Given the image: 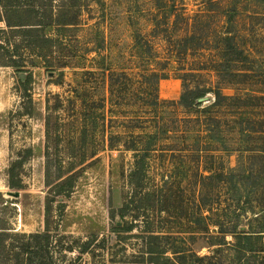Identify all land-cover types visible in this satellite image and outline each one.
Masks as SVG:
<instances>
[{"label": "rangeland", "instance_id": "obj_1", "mask_svg": "<svg viewBox=\"0 0 264 264\" xmlns=\"http://www.w3.org/2000/svg\"><path fill=\"white\" fill-rule=\"evenodd\" d=\"M35 3L45 11L43 22L49 21L52 9L56 14L53 20L64 14L60 21L75 18L72 23L77 24L62 29L51 22L44 28L41 34L53 42L50 47L43 43L46 46L40 58L27 54L21 33L12 36L0 23L4 30L0 32V264H13L7 259L6 248L14 242V234L45 230L79 243L93 240L89 253L81 255L74 250L64 254L68 263L79 258L73 264H149V231L172 237L163 244L175 243L179 249L203 257L194 259L193 264H253L258 258L238 254L232 236L221 235L212 223H227V232L247 230L254 216L236 217L235 205L238 199L241 205L262 202V194L252 191L256 177L244 181V186L240 182L238 193L227 186L220 195L212 190L216 185L213 177L206 185H198L202 194L194 193L193 183L198 175H212L218 167L225 173L236 172L241 166L250 171L257 168L260 156L250 150L261 145L257 136L260 125L255 122L256 133L247 138L240 132L239 121L246 117L257 121L264 116L262 102L249 99L247 106H242L244 101L235 100L237 108H213L209 105L214 94L208 93L198 101V107H178L182 139L153 152L141 190L144 194L158 185L167 166L176 177L168 193L171 199L164 198L154 206L155 211L157 206L161 209L162 219L157 217L159 213L154 214L153 224L148 207L147 224L143 217L133 221L134 205L124 218L118 215L131 191L127 177L133 155L126 148L132 145L131 135L141 133L135 120L136 85L125 87L122 83L124 74L133 79L142 72L164 73L166 78L159 81L157 89L159 97L170 103L181 92V73L195 69L198 77L188 81L191 85L212 91L218 88L231 97H244V93L264 96V0H77L74 9L67 7L66 0ZM17 16L9 18L18 21ZM10 57L15 65L24 67L7 66ZM91 72L94 74H87ZM236 73L246 74L234 76ZM27 78L26 92L23 85ZM169 103L163 117L170 118ZM55 106L58 110H53ZM108 108L112 112L105 114ZM47 117L53 127L48 136ZM147 117L153 126L157 121L154 114ZM188 118L196 121L188 123ZM82 131L86 138L81 139ZM109 133L118 141L107 150L105 135ZM28 148L31 156L15 170L20 188H11L9 166ZM45 152L51 166L48 179ZM57 165L74 171L69 197L51 193L57 182ZM188 165L195 167L190 178L184 174ZM218 199L224 210L209 212V206L217 207ZM116 223H132L133 227L118 234L113 232ZM262 249L264 264V233Z\"/></svg>", "mask_w": 264, "mask_h": 264}, {"label": "trees", "instance_id": "obj_2", "mask_svg": "<svg viewBox=\"0 0 264 264\" xmlns=\"http://www.w3.org/2000/svg\"><path fill=\"white\" fill-rule=\"evenodd\" d=\"M19 1L21 5L19 4ZM39 0H0V6L3 9V14L0 16V23H3L5 27L10 31L11 35L15 33H21L23 36L22 45L27 52V54L36 57H43L45 49H43L46 45L48 47L51 46V42L53 40L50 37L41 34L42 30L47 26H51L54 22L58 28L66 29L69 25H76L71 21H60L59 19L64 16V14L57 15V18L53 20V17H56V14H53L52 9L50 10V19L47 22L42 21V17L45 16V11L38 7V3H35ZM68 8H77V0H66ZM18 14V21H11L10 16ZM51 22H53L51 24ZM4 30H0L3 33ZM65 37V35H63ZM43 43L46 45L43 46ZM142 46V45H140ZM7 66L10 67H20L17 66L13 58L10 57V61ZM195 69L184 71L181 73V77L178 79L181 80L180 89L181 92L178 95V98L169 102L164 101L159 97V90L157 89V85L161 79H165L166 76L164 73L157 74L154 71H148L137 73V76L133 79L127 77V75H123V85L125 87H129V85H136V95H137V115L135 120H137V128L140 130V134L132 136L131 139L132 145H129L126 149L132 152L133 163L130 168V172L128 174V185L130 187V195L129 200L125 202V204L119 209L118 215L121 218H124L126 214V210L131 205H134V214L132 216L133 221L139 220V218H144V221H150V209L148 207L151 206V224H153L154 214L159 213L157 217L161 220L162 213L161 209L157 206L156 211L153 209L155 205H158L159 202L164 198H170L168 193L172 190L173 180L176 178L174 176L175 173L170 171V169L165 166L163 172L159 175V184L154 185L150 188V190L146 191V193L142 194L141 190L143 188V181L147 176V164L149 159L153 156V152H161V147H168L174 145L176 142L181 141L183 132L180 129L181 123L183 122L182 118L177 117L179 111L178 107H182L186 110L193 109L195 107L200 106V99L204 98L208 93L214 94L213 103H211L210 107H220L226 106L227 110L229 107L237 108L236 101L243 102L242 106H247L245 101L251 99L260 100L262 104L260 105L263 109L264 106V96H256L245 94L244 97H231L223 95L220 90L217 88L214 91L211 88L194 84L191 85L188 83L189 80H195L198 77V73H195ZM88 75H93L94 73H87ZM227 75L233 73H225ZM246 73H236L234 76H243ZM113 76H110L112 78ZM156 78V81L151 82V79ZM26 84H24V91H28L26 85H28V78L25 79ZM116 82V81H115ZM152 84V85H151ZM242 94V93H241ZM27 96V95H26ZM27 101L31 103V98L28 96ZM250 101V102H251ZM169 103V106L172 107L169 117H163L162 114L166 112L165 104ZM249 106H257L256 104ZM76 108V107H75ZM53 110H58V106H55ZM74 110V109H72ZM49 112V110H48ZM111 108L105 110V114L111 113ZM151 113L154 114L153 120H157L156 123L151 126V118L147 117V115L151 116ZM173 116V117H171ZM111 118V117H108ZM196 119L188 118L186 122L193 123ZM257 122L260 125V130L258 131V139L260 141V146L256 149L250 150L251 152H255L260 156V163L256 169L250 171L245 166H241L240 170L236 172L231 170L230 173H225L222 167H218V171L213 173L212 175L203 176L198 175V179L193 183L194 193L202 194L198 191V185L200 183L205 184V181L209 182L210 179L214 178L216 185L213 192L220 193L224 191V189L228 186V189L231 192L240 191L239 183L244 186V181L247 179H251L250 177L255 176L254 179L255 186L252 191L255 194H262V202H257V205L254 206L251 201H245L243 205H241L240 199H238L235 205L236 208V217H242L244 214L252 213L254 217H252L249 221V225L246 231L237 232V228H234L232 231L227 232L224 231V226L227 223H223L222 221H217L218 223H212L213 226H217L221 235H225L226 233L230 234L234 240L233 247L238 254H247L249 257L258 258L253 264H263L261 259V254L263 252L262 249V236L264 233V116L262 115L259 120H250L247 117L241 119L239 121L240 124V132L244 134L247 138H250V133H256L255 129H253V125ZM154 128V131L151 132V129ZM53 127L50 126L49 120L45 121V131L48 136L49 130H52ZM82 138H86L87 135L85 131L80 132L79 134ZM250 135V136H249ZM104 149H112L115 147V143H117V136L112 134H106ZM262 141V142H261ZM24 155L19 156L20 159L17 161L11 162L8 169V182L11 188H20V186L16 185V178H18V174L15 173L17 167L21 166L24 161L31 156V148L24 149L21 151ZM46 158V168L47 174L45 178L48 179L49 169L51 166L48 161V152H45ZM185 177L190 178V174L194 171L195 167L192 165H188L184 167ZM57 182L54 183L51 193L53 195H62L65 197H69L72 188H73V179L74 171L72 169L64 170L62 165H57ZM66 171V172H65ZM64 174H66L64 176ZM184 177V178H185ZM213 177V178H212ZM234 178V179H233ZM190 179H187L189 181ZM235 183V184H233ZM206 185V184H205ZM46 186L49 187V183H46ZM251 191V192H252ZM212 192V193H213ZM151 196V203L148 202L149 197ZM148 203V205H146ZM151 204V205H149ZM59 207L63 206V203H58ZM217 207L209 206V212L221 211L224 210L220 199L216 202ZM61 208L59 213H61ZM216 215V214H215ZM218 216V214H217ZM235 217V216H234ZM205 220L209 219L207 216H203ZM202 218V219H203ZM203 219V220H204ZM252 222L255 225H252ZM155 223L157 220L155 218ZM132 223L126 226H118L115 224L114 231L116 233H125L130 232L132 230ZM14 242L9 243L7 249V259L13 260V264H73L76 261H79V258L66 261L67 253H72L74 250H77L79 254L89 253L88 249L92 246L93 240L86 241L83 243H79V241L70 240L69 236L66 235H52L48 230H45L42 233H33V234H14ZM93 238V237H92ZM119 238V237H118ZM147 239L151 242H148V245L151 246L149 250L146 252L148 254L149 264H193L195 260H202L203 257H197L195 253L191 250H182L179 247L175 246V243H165L162 241L172 239L171 236L156 234L153 231H149V235ZM174 239V238H173ZM67 241V242H66ZM70 242V243H69ZM77 248V249H75ZM92 252V251H91ZM93 253V252H92Z\"/></svg>", "mask_w": 264, "mask_h": 264}]
</instances>
